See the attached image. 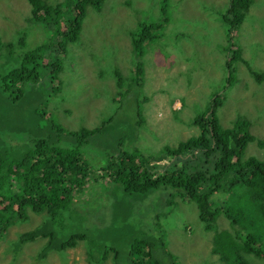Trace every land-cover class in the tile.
I'll list each match as a JSON object with an SVG mask.
<instances>
[{"label":"trees","instance_id":"1","mask_svg":"<svg viewBox=\"0 0 264 264\" xmlns=\"http://www.w3.org/2000/svg\"><path fill=\"white\" fill-rule=\"evenodd\" d=\"M159 1L163 20L158 32L137 27L140 18L128 29L132 49L128 74L109 65L108 57L103 59L107 66L96 78L111 73L116 93L109 99L110 113L96 127L68 128L59 114H73L64 109L74 103L73 82L84 89L82 77L74 75L81 65L76 49H87L88 43L81 41L86 22L100 16L107 0H28V23L16 43L0 39V241H9L8 228L31 221V213L43 217L41 224L9 241L14 255L9 264H15L23 245L35 242V262L58 254L64 260L66 251L83 244L88 264H103L106 259L110 264H178V255L168 246L179 208L173 196L188 207L196 204L197 211L190 209L206 231L214 230L222 215L233 226L239 224L235 236L226 230L214 235L213 252L225 264H253L245 257L249 253L264 256V233L256 222L264 225V162L244 157L247 145L255 141L248 119L237 117L231 128H223L211 105L194 120L200 135L175 149L148 146L152 142L146 141L144 132L138 134L150 130L142 112V103L148 100L143 90L145 46L168 40L165 27L173 2ZM253 2L228 0L224 15L220 14L237 59L241 53L232 32L247 20ZM123 3L131 5L133 0H117L113 9ZM109 46V51L115 50L112 40ZM229 73L230 80V69ZM213 97L221 102L220 94ZM140 140L147 145L146 152L136 151L134 145L126 151L125 142L131 148ZM93 161L102 162L96 171L91 169ZM92 200L108 208L118 224L128 225L121 245L111 254L97 240L93 220L84 210Z\"/></svg>","mask_w":264,"mask_h":264},{"label":"rangeland","instance_id":"2","mask_svg":"<svg viewBox=\"0 0 264 264\" xmlns=\"http://www.w3.org/2000/svg\"><path fill=\"white\" fill-rule=\"evenodd\" d=\"M116 1L107 0V7L102 9L100 16L91 17L86 22L81 41L88 43L87 49H76L79 56L77 60L81 64L77 69L73 62L70 65L75 69L74 75L82 77L80 82L85 83V86L82 90L77 82H73L72 87L76 91V95L72 96L74 103L64 106V109H71L73 114H59L68 128L76 129L81 124L96 127L103 116L110 113L109 99L116 93L114 78L111 73L103 79L96 78V73L107 66L102 62L106 57L110 59L109 65L121 68L124 75L131 70L132 49L128 37L130 26L140 18L137 27L146 26L151 28V32L159 31L163 20L159 0H133V4L123 3L114 10ZM170 1L174 8L169 13L170 21L165 27L168 40L163 42L157 39L145 46L147 50L143 61L146 83L143 90L148 100L142 103V112L150 130L138 131V134L142 135L144 132L146 141L152 142L147 143L148 146L152 147L153 144L157 149L167 146L175 149L177 144L200 135V129L194 125V120L212 105L223 128H231L237 117L249 120L251 126L248 129L255 141L247 145L244 157H256L264 162V143H258L264 142V0H253L249 13H246L247 20L241 22L239 31L232 32L238 42L236 48L241 53L239 59L237 54L232 53L233 45L229 41L231 32L229 36L220 19L228 0ZM203 7H208V10ZM30 10L28 0H0V39L3 42L16 43L20 36L18 33L27 26ZM249 18L253 23L248 21ZM118 30L122 33L115 34ZM90 39L94 42H90ZM190 39L192 43H188ZM109 40L114 43L113 51H109ZM253 45L255 48H252ZM125 54L127 58H124ZM228 62L230 68L227 66ZM229 69L233 73L230 80ZM111 70L114 74V69ZM216 94L221 95L219 104L213 97ZM140 96L142 97L141 92ZM124 105L121 103V106ZM131 132L136 137V132ZM139 142L144 140L134 141L131 148L125 142L126 151L131 152L134 145L137 147L136 151L146 152L147 145ZM101 165V161H93L91 169L96 171ZM173 202L179 207L176 211L177 226L172 230L168 246L178 255V264H225L220 260V255L213 252L214 235L226 230L235 236L241 230L239 224L233 226L222 215L218 218L215 229L206 231L197 220L196 204L188 207L181 198L175 196ZM88 203L84 210L93 220L97 240L111 254L121 245L120 237L123 234L126 236L128 225L125 222L118 224L117 218L110 216L108 208H100L95 200ZM190 208H195L196 211L192 212ZM251 212L260 218L254 207ZM30 218L31 221L11 225L6 238L15 242L19 233L29 231L43 220L42 215L34 213H31ZM256 222L258 231L264 233L263 223L258 219ZM9 241H0V264H9L14 256L10 251ZM35 243L23 245L15 264H88L83 244L66 251L68 253L64 260L58 254L35 262L38 242ZM245 257L253 264H264L262 254L249 253ZM106 261L103 264H110L108 259Z\"/></svg>","mask_w":264,"mask_h":264}]
</instances>
